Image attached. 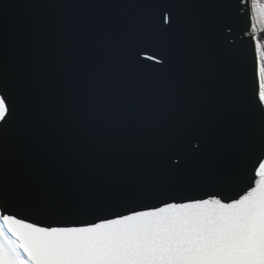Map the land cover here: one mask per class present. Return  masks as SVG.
<instances>
[{
    "label": "water",
    "instance_id": "water-1",
    "mask_svg": "<svg viewBox=\"0 0 264 264\" xmlns=\"http://www.w3.org/2000/svg\"><path fill=\"white\" fill-rule=\"evenodd\" d=\"M218 2L227 6L184 10L175 31L159 35L152 0H0V28L17 79L20 120L12 131L20 183L26 196L59 210L20 218L43 226L55 219L92 221L75 209L103 200L122 211L119 199L156 205L166 197L144 191L149 181L167 184L169 194L178 191L176 179L158 174L150 152L154 134L203 92L225 53L241 73L245 65L250 72V0ZM143 41L166 53L168 64L145 68L152 62L143 53L137 63L131 46ZM191 148L201 155L164 162L180 184H210L237 163L223 127L210 126L206 140L194 138Z\"/></svg>",
    "mask_w": 264,
    "mask_h": 264
},
{
    "label": "snow or ice",
    "instance_id": "snow-or-ice-1",
    "mask_svg": "<svg viewBox=\"0 0 264 264\" xmlns=\"http://www.w3.org/2000/svg\"><path fill=\"white\" fill-rule=\"evenodd\" d=\"M222 6L227 5L218 0L150 4L159 17V35L174 32L184 10ZM250 14L264 25V0H250ZM253 32L250 72L245 65L241 73L235 57L225 53L223 67L210 69L203 92L151 140L158 174L177 180L175 194L164 190L167 184L149 181L144 191L166 197L156 205L134 207L131 199H119L116 205L123 210L114 211L107 201H96L75 209L93 215L92 221L55 219L43 226L20 218L21 212L43 215L59 210L26 196L20 183L21 157L12 131L20 120L17 79L7 34L0 28V264H264V35L255 33V24ZM153 43L133 44L131 55L142 63L143 53V60L152 63L142 66L151 69L154 64L160 70L168 56ZM210 126L229 131L237 163L210 184H180L175 169L164 162L200 156L199 150L193 153L192 141H205Z\"/></svg>",
    "mask_w": 264,
    "mask_h": 264
},
{
    "label": "built area",
    "instance_id": "built-area-1",
    "mask_svg": "<svg viewBox=\"0 0 264 264\" xmlns=\"http://www.w3.org/2000/svg\"><path fill=\"white\" fill-rule=\"evenodd\" d=\"M252 33H253V35H254L253 29H252ZM255 33H256V34H260V35H264V31H262V30H258V29H255Z\"/></svg>",
    "mask_w": 264,
    "mask_h": 264
},
{
    "label": "bare ground",
    "instance_id": "bare-ground-1",
    "mask_svg": "<svg viewBox=\"0 0 264 264\" xmlns=\"http://www.w3.org/2000/svg\"><path fill=\"white\" fill-rule=\"evenodd\" d=\"M251 35L253 36L252 30H250Z\"/></svg>",
    "mask_w": 264,
    "mask_h": 264
},
{
    "label": "rangeland",
    "instance_id": "rangeland-1",
    "mask_svg": "<svg viewBox=\"0 0 264 264\" xmlns=\"http://www.w3.org/2000/svg\"><path fill=\"white\" fill-rule=\"evenodd\" d=\"M253 21V20H252ZM254 23H258L257 21H253Z\"/></svg>",
    "mask_w": 264,
    "mask_h": 264
}]
</instances>
